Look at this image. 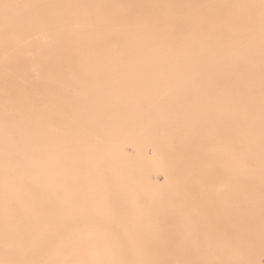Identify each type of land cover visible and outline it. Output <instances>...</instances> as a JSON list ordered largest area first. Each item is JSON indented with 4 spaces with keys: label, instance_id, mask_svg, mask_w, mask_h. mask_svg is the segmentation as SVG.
Listing matches in <instances>:
<instances>
[{
    "label": "bare ground",
    "instance_id": "6f19581e",
    "mask_svg": "<svg viewBox=\"0 0 264 264\" xmlns=\"http://www.w3.org/2000/svg\"><path fill=\"white\" fill-rule=\"evenodd\" d=\"M253 1L261 17L253 30L211 37L244 40L252 32L250 45L146 44L114 57L80 46V58L96 67L94 102L89 79L76 80L82 105L160 109L114 114L110 124L97 116L94 156L85 164L94 180L77 190L75 205L62 203L68 191L53 171L68 161L56 153L63 144L51 140L49 149L46 141L45 187L32 190L30 205H0V224L13 220L30 232L0 233V249L10 254L0 264H194L193 255L200 262L216 250L219 264L239 263L235 254L249 251L248 234L260 236L243 225L256 216L264 222V0ZM18 3L46 10L42 0ZM86 173L73 175L82 182ZM140 194L148 207L139 206ZM48 214L59 218L50 224ZM217 217L227 237L219 249L211 230Z\"/></svg>",
    "mask_w": 264,
    "mask_h": 264
},
{
    "label": "rangeland",
    "instance_id": "374dc122",
    "mask_svg": "<svg viewBox=\"0 0 264 264\" xmlns=\"http://www.w3.org/2000/svg\"><path fill=\"white\" fill-rule=\"evenodd\" d=\"M0 1L6 7L0 10V205L23 207L30 205L31 195H36L32 190L45 187L41 183L46 179V141L49 149L51 140L63 144L61 153H56L68 161L53 171H57L56 185L62 183L65 192L68 191L62 203L75 205L77 190L91 186L94 180V170L88 173L85 164L94 156L97 116L100 115L102 123L110 124L114 114H152L160 109L145 104L82 105L79 99L83 96L76 80L89 79L90 100L94 102L92 86L96 67L92 59L80 58V46L92 44L96 52L100 50L103 56L114 57L124 49L146 44L250 45L252 32L244 40L211 37L235 36L236 32L228 31L229 28L253 30V22L261 19L253 0H42L46 2L44 11H32L31 5L21 9L18 2L30 3V0ZM36 17L41 18L37 21L41 27L34 30ZM118 67L123 68L120 64ZM76 160L80 164L78 169L72 167ZM248 164L251 173L253 162L249 160ZM74 172L87 173L79 182ZM16 196L25 198L17 200L13 198ZM55 201L51 199L48 203ZM138 204L143 208L149 206L141 194ZM58 218L48 214L46 221L51 224ZM211 226L216 234L214 246L219 249V244L227 243L224 224L217 217ZM243 226L255 229L260 236L256 239L248 234L249 251L246 252L245 246L244 251H238L241 250L238 247L235 254L238 264H264L263 219L256 216ZM14 232L30 235L25 225L2 220L0 233ZM201 236L204 237L203 228ZM256 246H260L259 253L253 250ZM8 252L9 249H0V258ZM192 258L194 264H219L222 260L217 250L200 262L199 254Z\"/></svg>",
    "mask_w": 264,
    "mask_h": 264
}]
</instances>
